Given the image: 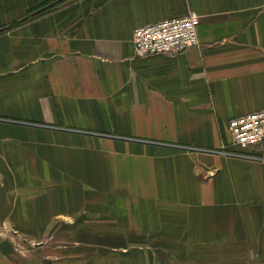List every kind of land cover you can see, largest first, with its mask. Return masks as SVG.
Here are the masks:
<instances>
[{
	"label": "crops",
	"instance_id": "crops-1",
	"mask_svg": "<svg viewBox=\"0 0 264 264\" xmlns=\"http://www.w3.org/2000/svg\"><path fill=\"white\" fill-rule=\"evenodd\" d=\"M189 13L197 47L134 55ZM261 109L264 0H0V264H264L228 129Z\"/></svg>",
	"mask_w": 264,
	"mask_h": 264
},
{
	"label": "built area",
	"instance_id": "built-area-1",
	"mask_svg": "<svg viewBox=\"0 0 264 264\" xmlns=\"http://www.w3.org/2000/svg\"><path fill=\"white\" fill-rule=\"evenodd\" d=\"M200 17L194 13L184 17L137 27L132 33L134 55H179L197 47ZM232 145L241 151H253L264 144V109L234 117L228 122Z\"/></svg>",
	"mask_w": 264,
	"mask_h": 264
},
{
	"label": "rangeland",
	"instance_id": "rangeland-1",
	"mask_svg": "<svg viewBox=\"0 0 264 264\" xmlns=\"http://www.w3.org/2000/svg\"><path fill=\"white\" fill-rule=\"evenodd\" d=\"M189 14H192V13H189ZM195 14V13H194ZM34 242H31V244H30V246H29V248H32L33 247V244ZM18 245H20L21 247H25V248H27L26 246H22V242H21V240L19 241V243H18ZM28 249V248H27ZM140 264V263H139ZM143 264V263H142Z\"/></svg>",
	"mask_w": 264,
	"mask_h": 264
},
{
	"label": "water",
	"instance_id": "water-1",
	"mask_svg": "<svg viewBox=\"0 0 264 264\" xmlns=\"http://www.w3.org/2000/svg\"><path fill=\"white\" fill-rule=\"evenodd\" d=\"M9 227V226H8ZM10 228V227H9Z\"/></svg>",
	"mask_w": 264,
	"mask_h": 264
}]
</instances>
